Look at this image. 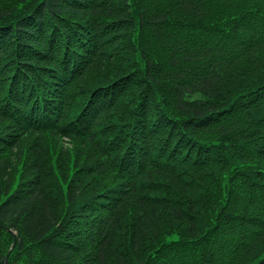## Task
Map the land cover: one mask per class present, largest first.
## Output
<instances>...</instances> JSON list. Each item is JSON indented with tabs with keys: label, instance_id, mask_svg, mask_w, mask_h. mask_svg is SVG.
I'll return each instance as SVG.
<instances>
[{
	"label": "trees",
	"instance_id": "obj_1",
	"mask_svg": "<svg viewBox=\"0 0 264 264\" xmlns=\"http://www.w3.org/2000/svg\"><path fill=\"white\" fill-rule=\"evenodd\" d=\"M264 264V0L0 3V264Z\"/></svg>",
	"mask_w": 264,
	"mask_h": 264
},
{
	"label": "rangeland",
	"instance_id": "obj_2",
	"mask_svg": "<svg viewBox=\"0 0 264 264\" xmlns=\"http://www.w3.org/2000/svg\"><path fill=\"white\" fill-rule=\"evenodd\" d=\"M14 2V0H0V3H5V4H9V3H12ZM5 264H7V257L5 259Z\"/></svg>",
	"mask_w": 264,
	"mask_h": 264
}]
</instances>
